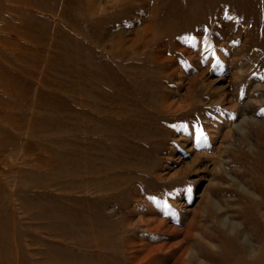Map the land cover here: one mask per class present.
Masks as SVG:
<instances>
[{
  "label": "rangeland",
  "instance_id": "rangeland-1",
  "mask_svg": "<svg viewBox=\"0 0 264 264\" xmlns=\"http://www.w3.org/2000/svg\"><path fill=\"white\" fill-rule=\"evenodd\" d=\"M0 264H264V0H0Z\"/></svg>",
  "mask_w": 264,
  "mask_h": 264
},
{
  "label": "bare ground",
  "instance_id": "bare-ground-1",
  "mask_svg": "<svg viewBox=\"0 0 264 264\" xmlns=\"http://www.w3.org/2000/svg\"><path fill=\"white\" fill-rule=\"evenodd\" d=\"M141 222L143 223V224H153V223H156L151 229L152 230H154V231H157V230H159L160 229V227L163 225V222L162 221H157L156 219H148V220H141ZM149 226V225H148ZM150 229V230H151ZM187 233H189V231L187 232ZM162 246L163 245H160V246H157V247H154V248H151V250L152 251H154V252H157V251H159V250H161L162 249ZM179 258H181V254H180V256H178ZM183 260H184V258H183ZM182 261V260H181Z\"/></svg>",
  "mask_w": 264,
  "mask_h": 264
},
{
  "label": "snow or ice",
  "instance_id": "snow-or-ice-1",
  "mask_svg": "<svg viewBox=\"0 0 264 264\" xmlns=\"http://www.w3.org/2000/svg\"><path fill=\"white\" fill-rule=\"evenodd\" d=\"M201 137H203V133L202 132H198V140L201 138Z\"/></svg>",
  "mask_w": 264,
  "mask_h": 264
}]
</instances>
